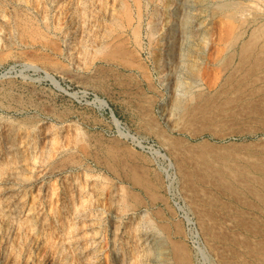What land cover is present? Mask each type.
I'll return each instance as SVG.
<instances>
[{
    "label": "rangeland",
    "instance_id": "rangeland-1",
    "mask_svg": "<svg viewBox=\"0 0 264 264\" xmlns=\"http://www.w3.org/2000/svg\"><path fill=\"white\" fill-rule=\"evenodd\" d=\"M1 1L0 264H159L162 261L168 264L169 260L174 264L172 259L176 244L186 248L184 251L187 250L185 254L191 264H264V247H261L264 246V201L241 199V202L240 199L235 201L223 197L219 192L221 187L216 183L223 170L213 160L217 148L212 146L220 147L222 143L211 137L212 131L221 134L220 130L226 127L222 134H227L237 127H240L237 130L243 129V123L245 127H264V105L260 104H264V91L253 93L252 89H245L247 94L252 92L249 96L244 95V89L240 91L244 93L232 91L237 88L227 85L226 78L233 67H238V60L230 59L236 47L227 51V46L223 44V55H220L214 42L220 35L216 33L220 27L219 33L223 31V37H234L239 22L227 17L224 12L222 15L214 4L217 0H210L212 9L207 20V27L210 28L207 29L210 31V42L214 40V44L209 45V55L213 53L210 55L213 60L222 57V63L218 59L212 60L215 64L220 63L216 66L210 62L209 55L198 54L201 53L198 51L200 46L197 40H193L195 46L193 43L194 47H190L197 52H189L190 48L186 52V57L189 55L186 58L189 59L186 60L189 62L187 68L192 67V60L193 70L202 57L204 60L208 57V61L203 63L207 66H204V72L207 71L203 73V80L208 76L213 86L208 88L206 79L203 81L206 88H196L195 94L193 92L188 97L183 93L184 87L177 83L176 76L184 75L179 71L182 65L179 57L176 56L174 63L180 65L173 64L172 71L167 69L175 74L164 77L161 72L162 34L155 39L157 43L151 42L145 35L142 46L134 41L121 9L122 3H130L134 9L132 0H121L122 3L120 0H98L95 8L91 6L95 10L89 8L80 15L77 0ZM229 1L236 19L247 16L252 19L254 14H259L262 15L260 21L264 20V0ZM240 6L246 7L244 14L237 11ZM14 7L21 8V11L25 9L19 12L27 23L22 25L24 27L15 18ZM44 7L48 11L46 20L42 14ZM144 14H147L146 17L144 15L145 31L152 16L145 10ZM117 16L124 20L120 19L124 25L113 21L112 18ZM35 30L41 35L33 33ZM193 55L200 59H192ZM194 60L199 62L196 64ZM126 61L135 64L129 68ZM220 68L221 71L218 70ZM45 71L50 72L59 81L58 84L48 78ZM208 71L212 75H208ZM184 76H187L186 73ZM184 76L180 79L184 78L187 83L188 79ZM218 84H221L220 88ZM197 89L201 94L203 92V96ZM212 89L218 92L213 93ZM261 95L262 99L259 98ZM95 96L105 99L107 106L98 104ZM179 96L181 106L177 102ZM197 96H208L209 99L201 101ZM214 96L224 98L221 99L223 108L220 99L217 98L219 103ZM233 99L237 101L231 102ZM226 101L232 104L228 106ZM253 101L260 104V108L254 103L256 107L253 106ZM245 104L252 107L248 108ZM254 110L258 113H253ZM205 113L213 116L208 115L207 119ZM193 114L198 116V120L191 116ZM113 115L119 120V125ZM188 118L193 119L188 121ZM203 118L206 121L204 125L212 120V124L208 125L211 127L204 126L207 131L202 129V122L198 123ZM221 118L226 120L224 124ZM256 118L261 119L257 121ZM235 121L241 125L234 126ZM213 123L217 127L226 126L216 129ZM198 128L200 130L196 132ZM195 134L200 135L192 137ZM131 136L142 144L136 145L138 142ZM237 140L232 138L225 142ZM207 143L209 147L203 148L208 146ZM157 150L166 154L168 160L162 158ZM211 157L213 164L206 160ZM170 161L177 165L168 169ZM215 168L221 174L216 173ZM189 175L192 177H187ZM178 200L184 207L186 205V210L199 223L204 262L186 236L185 223L178 217L173 204ZM158 242L162 244L159 250L146 252L148 246L153 248L152 245H158ZM160 252L170 256L169 259L161 257Z\"/></svg>",
    "mask_w": 264,
    "mask_h": 264
},
{
    "label": "bare ground",
    "instance_id": "bare-ground-1",
    "mask_svg": "<svg viewBox=\"0 0 264 264\" xmlns=\"http://www.w3.org/2000/svg\"><path fill=\"white\" fill-rule=\"evenodd\" d=\"M1 1V0H0ZM18 1V0H17ZM16 1V2H17ZM26 1H28V0H26ZM97 1L98 0H77V10L79 11L78 13V15H80V14H82L83 12H84V14L88 11V10H90L92 7H94L96 4H97ZM101 1V0H100ZM121 1V0H120ZM133 2H134V5H135V8L133 9L129 4H127V3H122V1H121V3H122V11H123V13H124V20L126 21V27H129L130 28V30H131V32H132V35H133V37H134V41H136V44H138V46H142L143 45V38H145L144 37V35L145 36H147L148 37V39H150V41L152 42V41H155V39H157L158 37H159V34L161 35L160 36V45L162 44V47H161V57H160V67L162 68L161 69V72H162V74H163V76L164 77H167L168 76V74H175V73H172V72H169L170 70L172 71V69L171 68H173L172 66H174L173 64H175L174 63V60H175V58H176V56L177 57H179V58H177V59H179L180 60V63L182 64L181 65V70H179L180 71V74H184L185 75V73H186V75L187 76H184L185 78H187V79H185V80H187L188 82L186 83V81H183V79H180V77H183V76H180V75H178V76H176L178 79V81H177V83H178V86H181L182 88L184 87V95L185 96H188V95H191L195 90L194 89H196V88H198V89H202L203 90V88L205 87V85H206V83H204L205 85H203V81L205 82L206 81V79L208 78V76H206V79L205 80H203V77L205 78V76L203 75V73H206V71L204 72V68L205 67H207V66H203V63H206L205 61H208V57H210V55H212L213 53H210V55H209V45L210 44H212V42L214 41H212V42H210V36H209V32L210 31H208V29L210 28H208L207 26H208V24L207 23H209V22H207V20H208V18H209V10H211L210 9V0H132ZM2 2V1H1ZM23 2V1H22ZM25 2V1H24ZM29 2V1H28ZM36 2H37V0H36ZM39 2V1H38ZM43 2V1H42ZM41 2V5L43 4ZM66 2H68V0L66 1ZM6 3V2H5ZM30 3V2H29ZM40 3V2H39ZM45 3V2H44ZM96 3V4H95ZM213 3V2H212ZM231 3L232 2H230L229 0H217V2L215 1V6H216V9L218 10V11H220V12H222V15H223V12L226 14V16L227 17H230V18H233L234 19V21H238L239 22V24H238V29H237V31H236V34L234 35V37H233V35L230 37V38H228V37H223V31L221 32V33H219L221 30H220V28H219V30L218 31H216V29H215V31H216V33L218 32V34H220V35H218V34H215V36L216 35H218L216 38H217V40H215L214 42H215V44L218 46V51H220L218 54H220V55H223V54H221V52H223V44H225L226 46H227V51L228 50H230L231 49V47H233V46H235L236 47V50H234V48H232V50H234V53L232 54L231 52V54H232V56L230 57V59H237L238 60V67L237 68H232V71L231 72H229V74H227V78H226V83H227V85H230L231 87H234V88H237V89H232V91H235L236 92V94H238L237 93V91L236 90H238L239 92L242 90L243 91V89H244V91H245V89H252V90H250V91H252L253 93H254V91H255V93L256 92H261V91H264V23H263V21L264 20H262V22L260 21V18H261V16L262 15H259V14H254V16H253V18L251 19V18H249L248 16L245 18V19H243V18H238L237 17V19H236V16H235V14L233 13V12H231ZM242 2H239V4H241ZM4 4V3H3ZM67 4V3H66ZM65 4V5H66ZM30 5V4H29ZM38 5H40V4H38ZM48 5V4H47ZM119 5H121V4H119ZM36 6V5H35ZM45 6V5H44ZM92 6V7H91ZM214 6V5H213ZM3 7V6H2ZM19 7V6H18ZM31 7H33V6H31ZM212 7V6H211ZM234 7H236V6H234ZM7 8H9V7H7ZM22 8H24V7H22ZM38 8V7H37ZM90 8V9H89ZM95 8V7H94ZM94 8H92V9H94ZM215 7H213V9H214ZM5 9V8H4ZM12 9V8H11ZM13 9H15L14 10V16H15V18L17 19V21H19V24L22 26L23 24H27L26 22H24V19H22L21 18V15L19 14V12L21 11V8H19V10H18V8L16 7H14ZM12 9V10H13ZM36 9V8H35ZM47 9V8H46ZM46 9H45V7L43 8V10H42V14H44V16H43V18H44V20H46L48 17H47V15H48V11H46ZM49 9V8H48ZM233 9V8H232ZM238 10L237 11H239V12H244V11H246V7H242V6H240L239 8H237ZM23 10H25V9H23ZM22 10V11H23ZM38 10V9H37ZM95 10V9H94ZM144 10H145V12H147L148 14L150 13V15L152 16V19H151V17H149L150 19V21H148V24H147V29H145V31H146V33H145V31H144V20H145V18H144ZM215 10V9H214ZM216 10V11H217ZM234 10V9H233ZM22 11H21V13H22ZM41 11V10H40ZM73 11H75V9L73 10ZM93 11V10H92ZM92 11H90V13L92 12ZM213 11V10H212ZM10 12V11H9ZM37 12V11H36ZM25 13V12H24ZM31 13V12H30ZM37 13H39V12H37ZM74 13V12H73ZM75 13H77V11L75 12ZM89 13V12H88ZM122 13V14H123ZM214 13H217V12H215L214 11ZM220 14V13H219ZM244 14V13H243ZM32 15V14H31ZM147 15V14H146ZM146 15H145V17H146ZM221 15V14H220ZM25 16V15H24ZM23 16V17H24ZM26 16L28 17V15L26 14ZM112 16H114V15H112ZM123 16V15H122ZM210 16H211V14H210ZM244 16V15H243ZM29 17H31V16H29ZM37 18V17H36ZM40 18H41V16H40ZM112 18V17H111ZM113 19V21L115 22V23H117V24H119V25H124V22L122 23V21H124L123 19H119V17L117 16V18L116 17H114V18H112ZM30 20V19H29ZM31 20H32V18H31ZM46 22V21H45ZM163 22L165 23V26H164V24H163ZM220 22H221V20H220ZM44 23V22H43ZM113 23V22H112ZM162 23V24H161ZM222 23V22H221ZM146 24V23H145ZM48 25V24H47ZM26 26V25H25ZM161 26V27H160ZM219 26H220V23H219ZM218 26V27H219ZM19 27V26H18ZM22 27H24V26H22ZM30 27V26H29ZM49 27V26H48ZM146 27V26H145ZM208 28V29H207ZM20 29H21V27H20ZM19 29V30H20ZM25 29V28H24ZM34 29V28H33ZM121 29V28H120ZM161 29H164V31H162L161 32ZM223 29V28H222ZM22 30V29H21ZM248 30L250 31V32H248ZM42 31V30H41ZM34 32H36V34H38L39 33V31H33V33ZM21 33H24V32H21ZM127 33V32H126ZM125 33V34H126ZM39 35H41V33L40 34H38V36ZM120 35V34H119ZM211 36H214V32H213V34H212V32H211ZM247 36V38H245ZM193 37V38H192ZM119 38V37H118ZM128 38V37H127ZM190 38H192V39H190ZM212 38V37H211ZM216 38H214L213 37V39H216ZM224 38V39H223ZM196 41L197 40V42H198V45L200 46V50H198V51H201V53H199L198 52V54H202V55H209L208 57H206L207 58V60H204L203 59V57H202V60H200L201 62H197L196 63V60H194V62L197 64V65H194V68L195 69H193L192 70V67H193V60L191 61L192 62V67L190 66V64H189V67H191L190 69H188L187 68V65H188V63L189 62H187L188 60L186 59V58H188L189 57V55H187V57H186V52L188 51V50H190L191 49V47H194L195 46V43H194V41ZM212 40V39H211ZM145 41V40H144ZM149 41V40H148ZM150 42V43H151ZM156 42V41H155ZM214 42H213V44H214ZM157 43V42H156ZM194 43V46L193 45H191V44H193ZM152 44V43H151ZM123 45V44H122ZM156 45V44H155ZM158 45V44H157ZM190 45H191V47H190ZM197 45V44H196ZM120 47V46H119ZM151 47H153V45H151ZM156 47V46H155ZM213 47V46H212ZM216 47V46H215ZM114 48V47H113ZM118 48V47H117ZM190 48V49H189ZM195 48H197V46L195 47ZM114 49H116V48H114ZM121 49V48H120ZM145 49V48H144ZM152 49H154V48H152ZM118 50V49H117ZM122 50H124V49H122ZM121 50V51H122ZM149 50H150V44H149ZM193 50V48L189 51V52H193L192 51ZM231 50V51H232ZM154 51H155V49H154ZM215 51V50H214ZM217 51V50H216ZM118 52H120L119 50H118ZM195 52H197V50H195L194 51V53ZM211 52V51H210ZM112 54L114 53V50H113V52H111ZM117 53V52H116ZM121 53H123V51L121 52ZM150 53H152L151 51H150ZM229 53V52H228ZM227 53V54H228ZM128 54V53H127ZM188 54H192V53H188ZM196 54V53H195ZM217 54V55H218ZM226 54V55H227ZM116 55V54H115ZM117 55H118V53H117ZM126 55V54H125ZM201 55V56H202ZM215 55H216V53H215ZM214 55V56H215ZM119 56V55H118ZM124 56V55H123ZM129 58H130V56L129 55H127ZM153 56V55H152ZM120 57V56H119ZM132 57V56H131ZM192 57V56H191ZM196 57V56H195ZM194 57V55H193V57H192V59H197V58H199V57H196L195 58ZM212 57V56H211ZM210 57V59H211V61L210 62H213V61H216V60H213L212 58ZM216 57V56H215ZM123 58H125V57H123ZM134 58V57H133ZM153 59V58H152ZM200 59V58H199ZM209 59V60H210ZM229 59V60H230ZM123 60V59H122ZM131 60V59H130ZM187 60V61H186ZM191 60V59H190ZM213 60V61H212ZM219 60V62L220 63H222V57H220V59H218ZM176 61V60H175ZM223 61H225L224 59H223ZM232 61V60H231ZM234 61V60H233ZM127 62V61H126ZM125 62V63H126ZM210 62H208V68H209V63ZM218 62V63H219ZM228 62V61H227ZM214 63V62H213ZM218 63H214L216 66H217V64ZM219 63V64H220ZM224 63V62H223ZM231 63V65L233 64L232 62H230ZM133 64H135L133 61H132V63H131V61L130 62H127V64H126V66H128L129 68L130 67H132V66H134ZM177 64H179L178 62H177ZM177 64H175V65H177ZM213 64V65H214ZM218 64V65H219ZM225 64V63H224ZM236 64V65H237ZM137 65V64H136ZM139 65V64H138ZM142 65V64H141ZM180 65V64H179ZM236 65H234V66H236ZM143 66V65H142ZM178 66V65H177ZM196 66V67H195ZM216 66H215V68H216ZM221 66V65H220ZM224 66V65H223ZM225 66H227L226 64H225ZM224 66V67H225ZM233 66V65H232ZM176 67V66H175ZM211 67V66H210ZM228 67V66H227ZM159 68V67H158ZM169 68V71L167 70ZM179 68V67H178ZM218 68H219V66H218ZM222 68V67H221ZM221 68L220 69H218V70H220L221 71ZM217 69V68H216ZM215 69V70H216ZM167 70V71H166ZM174 70V69H173ZM209 70V69H208ZM212 70V69H211ZM211 70H209V71H211ZM218 70H217V72H218ZM176 71V70H175ZM174 71V72H175ZM178 71V72H179ZM208 71V72H209ZM227 71H229V69L227 70ZM177 72V71H176ZM182 72V73H181ZM45 73H46V76L48 77V78H50V79H52L53 80V82H55L56 84H58V80L50 73V72H48V71H45ZM160 73V72H159ZM214 73V72H213ZM221 73H223V71L221 72ZM220 73V74H221ZM161 74V75H162ZM177 74H179V73H177ZM219 74V73H218ZM217 73H216V75H218ZM226 74V73H225ZM206 75V74H205ZM208 75H212V74H210V72H209V74ZM216 75H215V79H216ZM173 76V75H172ZM220 76H222V74L220 75ZM224 76V75H223ZM222 76V77H223ZM163 77V78H164ZM217 77H219V76H217ZM225 77V76H224ZM170 78V77H169ZM172 78V77H171ZM166 79V78H165ZM168 79V78H167ZM218 79L219 78H217V81H218ZM164 80V79H163ZM171 80V79H170ZM210 80V79H209ZM161 81V80H160ZM207 81H208V79H207ZM216 81V80H215ZM216 81V82H217ZM209 82V81H208ZM211 82H213L212 80H211ZM216 82H214V83H216ZM219 82V81H218ZM217 82V83H218ZM225 83V84H226ZM165 84V83H164ZM175 84V83H174ZM186 84H187V87H186ZM209 86H208V88H210V86L213 84V83H211V85H210V82L209 83H207ZM185 85V86H184ZM59 86V85H58ZM167 86V85H166ZM213 86V85H212ZM215 86H216V84H215ZM218 86H219V84H218ZM220 86H221V84H220ZM220 86L218 87V88H220ZM225 87H227V86H225ZM229 87V86H228ZM226 88V89H229V88ZM173 88V87H172ZM206 88V87H205ZM208 88H207V91H208ZM214 88V87H213ZM181 89V88H180ZM197 89V90H198ZM223 89V88H222ZM225 89V90H226ZM231 89V88H230ZM229 89V90H230ZM182 90V89H181ZM196 90V91H197ZM201 90V91H202ZM210 90V89H209ZM220 90V89H219ZM199 91V90H198ZM212 91H213V89H212ZM214 91H216L215 89H214ZM214 91H213V93H214ZM222 92V94H223V90H221ZM250 91H248V92H250ZM177 92H179V91H177ZM206 92V91H205ZM216 92H218V91H216ZM226 92H227V90H226ZM225 92V93H226ZM229 92V91H228ZM227 92V93H228ZM231 92V91H230ZM252 92L250 93V94H252ZM180 93H182V92H180ZM199 93L201 94V92L199 91ZM209 93V92H208ZM213 93H212V95L210 96L211 98H212V96H213ZM240 93H244V92H240ZM239 93V94H240ZM264 93V92H263ZM195 94V92L193 93V95ZM200 94H198V95H200ZM202 94H203V92H202ZM201 94V95H202ZM211 94V93H210ZM217 93H215V95H216ZM219 94V93H218ZM231 94H233V93H231ZM236 94H235V98H236ZM247 94V92L245 91V93H244V95H246ZM249 94V93H248ZM247 94V95H248ZM249 94V95H250ZM262 94V93H261ZM196 95H197V92H196ZM205 95H207V93L205 94ZM220 95V94H219ZM224 95V94H223ZM222 95V96H223ZM243 94H241L240 95V97L242 96ZM248 95V96H249ZM255 95V94H254ZM257 95V94H256ZM185 96H183V97H185ZM203 96V95H202ZM202 96L200 97V96H197V98L198 97H200V99L199 100H201V99H206L208 96H209V94H208V96H206L205 98H202ZM222 96H217V98L218 99H220V101L222 102V100L221 99H224ZM226 96V95H225ZM229 96V95H228ZM238 96V95H237ZM257 96H259V95H257ZM257 96H255L256 98H257ZM96 97V96H95ZM189 97V96H188ZM193 97V96H192ZM215 97V96H214ZM219 97H221V98H219ZM239 97V96H238ZM252 97V96H251ZM250 97V98H251ZM191 98V97H190ZM197 98L195 99V100H197ZM216 98V97H215ZM216 98V99H217ZM226 98H227V96H226ZM230 98H231V96H230ZM232 98H234V96L232 97ZM231 98V99H232ZM245 99H246V97H244ZM256 98H253V99H255V100H257ZM259 98H261L262 99V95H261V97H259ZM263 98H264V94H263ZM179 99V100H178ZM177 100V102H179L180 101V99H181V97L179 96V98H178ZM185 99V98H184ZM192 99H194V98H192ZM207 99H209V98H207ZM215 100V99H213V100H215V101H218L219 102V100ZM231 99H228V101H230ZM238 99V98H237ZM237 99H233L231 102H233V101H237ZM95 100L97 101V103L98 104H100L101 106H103V107H106L107 106V101L105 100V99H103V98H100V97H96L95 98ZM190 100V99H189ZM198 100V101H199ZM227 100V99H226ZM241 100V99H240ZM242 100H243V98H242ZM259 100V99H258ZM183 101V100H182ZM181 101V102H182ZM185 101V100H184ZM186 101H188V98L186 97ZM193 101V100H192ZM201 101H203V100H201ZM204 101H206V100H204ZM209 101V100H208ZM215 101H213V102H215ZM224 101V100H223ZM244 101V100H243ZM249 101H251V99L250 100H248V102ZM259 101H261V100H259ZM197 102V101H196ZM210 102H212V99H211V101ZM210 102H209V105H210ZM218 102H216V103H218ZM231 102H229L230 104H232ZM238 102H239V99H238ZM245 102H247V101H245ZM244 102V103H245ZM262 102H264V99H263V101ZM183 104H185V102H182ZM201 103V102H200ZM204 103V102H203ZM205 103H207V101L205 102ZM216 103H214V104H216ZM220 103V102H219ZM228 102L226 101V104H227ZM229 103H228V106H229ZM234 103V102H233ZM243 103V104H244ZM252 104L254 103V101L253 102H251ZM257 103V102H256ZM256 103H254L255 105H257ZM177 104V103H176ZM179 106H181V103L179 102ZM182 104V105H183ZM188 104H189V101L186 103V105H187V107H189L188 106ZM191 104V103H190ZM223 104V102L220 104V105H222ZM242 104V106H244ZM253 104V106H255ZM259 104V103H258ZM261 105H264L263 103H260ZM259 104V105H260ZM185 105V106H186ZM192 105H194V103L193 104H191V106ZM207 105H208V103H207ZM207 105H206V107H207ZM216 105H218V104H216ZM235 105V104H234ZM238 105V104H237ZM249 104H245V106L246 107H248V108H251L252 106H251V104H250V106H248ZM259 105H257V107L258 108H260V106ZM177 106H178V104H177ZM178 106V107H179ZM184 106V105H183ZM183 106H182V108H183ZM190 106V107H191ZM227 106V105H226ZM177 107V108H178ZM199 107V106H198ZM214 107H215V105H214ZM214 107H212V108H214ZM224 107H225V105H224ZM256 107V106H255ZM254 107V108H255ZM262 107H264V106H262ZM196 108V107H195ZM194 108V109H195ZM202 108V107H201ZM205 108V107H204ZM217 108H219V107H217ZM221 108H223V105H222V107ZM235 108V107H234ZM238 108V107H237ZM258 108H256V110L258 111L259 109ZM188 109V108H187ZM190 109V108H189ZM192 110H193V108H191ZM190 109V110H191ZM198 109V108H197ZM215 109V108H214ZM213 109V110H214ZM241 109V108H240ZM245 109V108H244ZM247 109V108H246ZM245 109V111H247ZM262 109V108H261ZM181 110H183V109H181ZM184 110L185 111H187L185 108H184ZM183 110V111H184ZM202 110V109H201ZM216 110H218V109H216ZM215 110V111H216ZM219 110H221V109H219ZM223 110V109H222ZM243 110V109H242ZM197 111V110H196ZM203 111H204V109H203ZM207 111V110H206ZM210 111H212L211 110V108H210ZM244 111V110H243ZM257 111H255L254 110V112L253 113H258ZM188 112H191V111H188ZM208 112V111H207ZM206 112V113H207ZM214 114H215V112L214 111H212ZM192 113V112H191ZM198 113V112H197ZM206 113H205V116L207 117V119H208V115H206ZM209 113V112H208ZM242 113V112H241ZM252 113V115H254ZM194 114H196V113H194ZM194 114L193 115H191L192 117L194 116ZM239 114V113H238ZM200 115H202V114H200ZM235 115V114H234ZM242 115V114H241ZM114 116V120L116 121V123L119 125V120L116 118V116L115 115H113ZM188 116H189V113H188ZM190 116V117H191ZM204 116V117H205ZM209 116H213V115H211V113H210V115ZM232 116V115H231ZM238 116H240V115H238ZM245 116V115H244ZM251 116V115H250ZM249 116V117H250ZM194 117H196L197 118V120H198V116H194ZM202 117V116H201ZM260 117V116H259ZM185 118V117H184ZM200 118V117H199ZM216 118H218V117H215V119ZM242 118V117H241ZM186 119V118H185ZM189 119V118H188ZM190 119H193V118H190ZM190 119L188 120V121H190ZM195 119V118H194ZM222 119V118H221ZM234 119V118H233ZM251 119H252V117H251ZM250 119V122L252 121ZM253 119H254V117H253ZM261 119V118H260ZM260 119H257L256 118V120L258 121V120H260ZM203 120V121H202ZM223 120V119H222ZM221 120V121H222ZM236 120H237V117H236ZM246 120H247V118H246ZM249 120V119H248ZM187 121V120H186ZM209 121H211V122H208V124H206L207 125V127L209 128V127H211V126H208V125H211L212 124V120H209ZM214 121V120H213ZM221 121H218V123L220 122V123H222ZM224 121L226 122V120H223V124H224ZM241 121V120H240ZM239 121V122H240ZM257 121H256V124H258L257 123ZM262 121V120H261ZM260 121V122H261ZM196 122V121H195ZM204 122H206L205 121V119L203 118V119H201V121L200 122H198V123H200V124H202V123ZM216 122H217V120H216ZM242 122H244V120L242 121ZM249 121H247V123H248ZM254 122H255V120H254ZM263 122V121H262ZM186 123V122H185ZM190 123V122H189ZM192 123H193V121H192ZM204 123H203V130H205V127L204 126H206V125H204ZM209 123H211V124H209ZM215 123V122H214ZM213 123V124H214ZM228 123V122H227ZM227 123H225V124H227ZM246 123V124H247ZM196 124V123H195ZM229 124V123H228ZM233 124V123H232ZM231 124V125H232ZM234 124H236V121H235V123ZM244 125H245V123H243ZM251 124H253V123H251ZM192 125V124H191ZM215 125V127H216V129H218V128H220V127H222V126H220V127H217L216 126V124H214ZM220 125V124H219ZM230 125V124H229ZM229 125H227V126H229ZM241 124H236V125H234V126H240ZM243 125V129H240V130H237V129H239L238 127L235 129V130H231V129H229L228 131H230L229 133L227 132V134H222V132L226 129V125L224 126L225 127V129L222 131V130H220L221 131V134H216V133H213V131H212V134H211V137L212 138H214V139H216V141L218 140L220 143H222V145L219 147H214V146H212L214 149L215 148H217V154H215V156H214V159L211 157V159L210 160H208L210 157L209 156H206V157H209L208 159H206L208 162L209 161H211L212 159L214 160V162L215 163H217V165H219L221 168H222V170H223V172H222V174H221V172H219L221 175H220V178H219V181H215L216 183H218V185L221 187V191H219V192H222V194H223V197H228V198H232V199H235V201L237 200H239V201H241V199H248V200H251L252 199V201H254L253 199H256L257 200V202H258V200H263L264 201V127H255V126H247V127H245ZM262 126H264V125H262ZM202 126H200V128H201ZM215 127H214V129H215ZM224 127H222V129L224 128ZM208 128H206L207 130H208ZM234 128V127H233ZM210 129H212V128H210ZM215 129V130H216ZM200 129L198 128V129H196V132L197 131H199ZM207 130H205V131H207ZM209 132H210V130H209ZM218 132V131H217ZM127 133V132H126ZM199 133H201V132H199ZM192 134V133H191ZM190 134V135H191ZM206 134V133H205ZM197 135H200V134H197ZM196 134L195 135H193L192 137H195V136H197ZM131 138H133L135 141H137L138 143L137 144H142V142L139 140V139H137L135 136H131ZM197 138V137H196ZM207 138V137H206ZM206 138L204 139V140H206ZM232 138H238V140L237 141H231V142H225V140H227V139H232ZM207 142H208V140H206ZM205 141V142H206ZM212 141V140H211ZM173 142V141H172ZM210 142V141H209ZM213 142V141H212ZM174 143V142H173ZM211 143V142H210ZM204 144V143H203ZM208 144V143H207ZM211 144H213V145H215V143H211ZM210 144V145H211ZM219 144V143H218ZM172 145V144H171ZM176 145V144H175ZM201 145V144H200ZM34 146V145H33ZM36 146V145H35ZM174 146V145H173ZM201 147V146H200ZM203 148H207V147H209V144H208V146H202ZM211 147V146H210ZM194 148V147H193ZM192 148V149H193ZM202 149V148H201ZM209 150H212V149H209ZM209 150H207L208 152H209ZM204 150H202L201 152H203ZM206 151V152H207ZM213 151V150H212ZM216 151H214L215 153H216ZM157 152L161 155V157L162 158H164L165 160L167 159L168 160V157L166 156V154H164V153H161V151H159V150H157ZM211 153V152H210ZM204 154H205V151H204ZM176 156V155H175ZM180 157V156H179ZM202 156H200V158H201ZM204 157V156H203ZM200 158H199V160H200ZM203 158H201V160H202ZM181 160H183V159H181ZM189 160H191V159H189ZM194 160H196V159H194ZM198 160V161H199ZM212 160V161H213ZM172 161V160H171ZM170 161V163L168 162V164H169V168L168 169H170V168H174V165H177V164H173L172 162ZM211 161V162H212ZM182 162V161H181ZM180 162V163H181ZM184 162H186V161H184ZM200 162V161H199ZM214 162H212V164L214 163ZM198 163V162H197ZM180 165H182V164H180ZM216 165V164H215ZM215 165H212L213 167L215 166ZM177 167V166H176ZM210 166H207V168H209ZM180 168V167H179ZM211 168V167H210ZM209 168V169H210ZM167 169V171H169ZM174 170H176V169H174ZM211 170L213 171V169L211 168ZM214 171H216V168L214 169ZM178 172V171H177ZM217 171H216V173H218ZM211 173H215V172H211ZM210 173V174H211ZM179 175V174H178ZM212 175V174H211ZM214 175V174H213ZM212 175V176H213ZM219 174H217V176H218ZM191 175H189V176H187V177H190ZM168 177H169V175H168ZM174 177V176H173ZM192 177V176H191ZM215 177V176H214ZM219 177V176H218ZM176 178V177H175ZM179 178H180V176H179ZM178 178V179H179ZM183 178V177H182ZM191 179V178H190ZM214 179V178H213ZM212 179V180H213ZM218 178H216V180H217ZM177 180V179H176ZM178 181V180H177ZM186 181V180H185ZM187 183V182H186ZM182 190V189H181ZM180 190V192H183V191H181ZM181 195V194H180ZM170 198V197H169ZM183 199V198H182ZM227 199V198H226ZM248 200H245V201H248ZM242 202V201H241ZM244 202V201H243ZM186 203V202H185ZM247 203V202H246ZM244 204V203H243ZM189 205V204H188ZM252 206V205H251ZM264 206V205H263ZM262 206V207H263ZM185 207H186V205H185ZM190 207V206H189ZM188 208V207H187ZM191 210V209H190ZM174 211V210H173ZM192 216H194V215H192ZM197 218V217H196ZM258 219V218H257ZM181 220V219H180ZM241 220H243V218L241 219ZM256 221V220H255ZM254 222V221H253ZM259 222V221H258ZM153 223V222H152ZM252 223V222H251ZM197 224H199L198 222H197ZM243 224H244V221H243ZM246 224V223H245ZM245 224H244V226H245ZM200 226V225H199ZM256 227V226H255ZM186 228V227H185ZM241 228V227H240ZM246 229H248L247 227H246ZM254 228L252 227V230H253ZM186 230V229H185ZM243 230V229H242ZM249 230H251V229H249ZM254 231V230H253ZM186 232V231H185ZM252 232V231H251ZM250 232V233H251ZM255 232H257L256 230H255ZM260 232V231H259ZM259 232H257V233H259ZM260 234V233H259ZM186 236H188V235H186ZM201 236V235H200ZM186 238V237H185ZM151 239V238H150ZM147 240H149V239H147ZM153 240H155V239H153ZM152 240V242H156V241H153ZM158 240V239H157ZM161 242V241H160ZM160 242H158V245L156 244V245H152V247L153 248H149V246H148V249H147V251L146 252H149V253H151V252H156L157 250H159V248L161 247V245H159V243ZM149 243V242H148ZM157 243V242H156ZM146 244V243H145ZM153 244V243H152ZM204 244V243H203ZM149 245V244H148ZM250 245V244H249ZM155 246V247H154ZM164 247V246H163ZM162 247V248H163ZM184 247V246H183ZM247 247V246H246ZM250 247V246H249ZM261 247H264V246H261ZM260 248V247H259ZM145 249V250H146ZM184 249H186L185 247L184 248H182V246H179V245H174V259H172L175 263L174 264H191V262L189 261L190 259H189V257H187L186 256V252L185 251H187V250H185L184 251ZM163 249H161L160 251H162ZM263 250H264V248H263ZM197 251V250H196ZM138 252H139V250H138ZM144 252V251H143ZM166 252V251H165ZM169 252V251H168ZM162 255H161V254ZM160 253H156V254H160L161 255V257L163 256V258H165L166 260H168L169 259V257L170 256H167V255H164L163 254V252H160ZM167 253V252H166ZM186 253V254H185ZM202 253H203V251H202ZM169 254V253H168ZM171 254V253H170ZM173 254H171V255H173ZM204 254V253H203ZM143 255H144V253H143ZM195 256V255H194ZM140 257V256H139ZM142 257V256H141ZM158 257V256H157ZM161 257H158V258H160V259H162V260H165V259H163V258H161ZM196 257H197V255H196ZM159 260V259H158ZM204 260H205V258H204ZM123 261V260H122ZM137 261V260H136ZM170 261V260H169ZM169 261H167L168 262V264H171V263H169ZM172 261V262H173ZM135 262V261H134ZM165 261H162V263H164ZM204 262V261H203ZM125 263V262H124ZM133 263V262H132ZM136 263V262H135ZM159 263V262H158ZM161 262L159 263V264H162ZM128 264H130V263H128ZM137 264V263H136ZM165 264V263H164Z\"/></svg>",
    "mask_w": 264,
    "mask_h": 264
},
{
    "label": "built area",
    "instance_id": "built-area-1",
    "mask_svg": "<svg viewBox=\"0 0 264 264\" xmlns=\"http://www.w3.org/2000/svg\"><path fill=\"white\" fill-rule=\"evenodd\" d=\"M138 145V144H136ZM139 146V145H138ZM173 204L177 210L179 219L185 223L186 231L191 244L199 251L200 259L204 261V254L202 253L200 232L196 219L186 210L183 204L178 201H173Z\"/></svg>",
    "mask_w": 264,
    "mask_h": 264
}]
</instances>
